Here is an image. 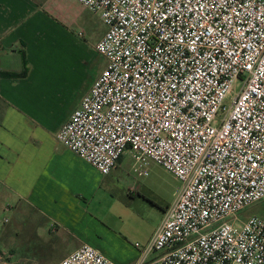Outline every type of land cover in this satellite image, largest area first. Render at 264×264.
Instances as JSON below:
<instances>
[{
  "label": "built area",
  "instance_id": "2783aa9c",
  "mask_svg": "<svg viewBox=\"0 0 264 264\" xmlns=\"http://www.w3.org/2000/svg\"><path fill=\"white\" fill-rule=\"evenodd\" d=\"M78 2L105 65L58 142L104 175L128 154L182 183L135 264H264V219L240 217L264 199V0ZM57 264L116 263L83 243Z\"/></svg>",
  "mask_w": 264,
  "mask_h": 264
},
{
  "label": "crops",
  "instance_id": "0c3cea01",
  "mask_svg": "<svg viewBox=\"0 0 264 264\" xmlns=\"http://www.w3.org/2000/svg\"><path fill=\"white\" fill-rule=\"evenodd\" d=\"M52 1L0 0V207L20 214L24 203L36 216L24 228L2 225L0 251L11 263L57 264L88 243L116 264H135L130 215L111 192L121 158L104 175L56 138L83 95L73 102L57 91L46 62L49 32L64 25Z\"/></svg>",
  "mask_w": 264,
  "mask_h": 264
},
{
  "label": "rangeland",
  "instance_id": "374dc122",
  "mask_svg": "<svg viewBox=\"0 0 264 264\" xmlns=\"http://www.w3.org/2000/svg\"><path fill=\"white\" fill-rule=\"evenodd\" d=\"M52 2L58 6L64 25L56 27L54 33L49 32L46 62L52 68L55 89L63 94L72 95V101L75 102L79 96L86 94L105 65L103 56L96 52L94 44L105 32L106 25L98 14L84 9L78 0ZM230 102L231 97H228L224 104L228 106ZM120 162V167L112 175L111 192L119 199L121 211L128 210L130 215L128 226L132 230L127 237V243L134 246L137 241L142 243L140 238L147 237L160 224L162 210L174 201L182 183L163 166L153 161L148 164L147 176H139L134 172L132 159L128 154H124ZM130 188L136 189L131 192L135 193L134 195H128ZM20 207V214H13L12 211L0 207V227L8 222L9 227L13 229L24 228L25 217L36 218L29 206L20 203ZM251 214L264 219V199L244 209L240 217L245 219ZM116 238L111 239L114 241Z\"/></svg>",
  "mask_w": 264,
  "mask_h": 264
},
{
  "label": "trees",
  "instance_id": "16d2710c",
  "mask_svg": "<svg viewBox=\"0 0 264 264\" xmlns=\"http://www.w3.org/2000/svg\"><path fill=\"white\" fill-rule=\"evenodd\" d=\"M19 74H21V73H18V74H16V75H19ZM11 75V74H10ZM15 75V74H14ZM1 122H2V115L0 114V125H1ZM23 264V263H22Z\"/></svg>",
  "mask_w": 264,
  "mask_h": 264
}]
</instances>
